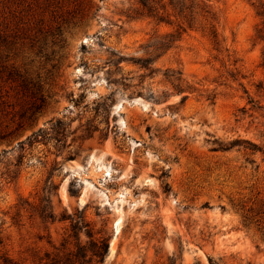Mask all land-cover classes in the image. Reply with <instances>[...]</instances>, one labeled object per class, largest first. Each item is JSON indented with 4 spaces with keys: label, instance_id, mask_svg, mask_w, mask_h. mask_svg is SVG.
<instances>
[{
    "label": "rangeland",
    "instance_id": "rangeland-1",
    "mask_svg": "<svg viewBox=\"0 0 264 264\" xmlns=\"http://www.w3.org/2000/svg\"><path fill=\"white\" fill-rule=\"evenodd\" d=\"M210 4L219 51L189 30L158 52L172 27L136 0H0V255L65 261L78 211L109 241L90 263L264 264L260 18Z\"/></svg>",
    "mask_w": 264,
    "mask_h": 264
},
{
    "label": "trees",
    "instance_id": "trees-1",
    "mask_svg": "<svg viewBox=\"0 0 264 264\" xmlns=\"http://www.w3.org/2000/svg\"><path fill=\"white\" fill-rule=\"evenodd\" d=\"M248 1L251 2L256 15L260 18V22L254 30L253 44L262 43L264 52V0ZM133 12L131 17L148 18L156 25L165 24L172 27L171 30L163 34L155 35L150 45L154 51L164 52L174 47L180 41L182 35L189 30L203 32L208 36L216 50L219 51L221 48V41L218 38L216 29L217 17L212 9L210 0H136ZM119 58L122 59V57ZM144 63L146 64V61ZM145 64L143 65L145 66ZM258 151L261 150L259 149ZM37 213L42 220L50 219L52 222L55 220V214L48 196L40 199ZM66 219L69 220L71 229L68 237L73 238L76 251L69 250L67 243H70V241L63 238L61 246L69 251L66 253L65 261L58 264H94L90 262H103L109 248L108 238H96L94 232L88 228V222L85 221L83 214L78 211L75 213V217L62 215L59 220ZM81 228H84V233L88 237V246L81 244ZM54 263L57 262L52 258L51 261H45L44 264ZM0 264L20 263L1 254ZM170 264H175V260ZM209 264L219 263L213 262L209 258Z\"/></svg>",
    "mask_w": 264,
    "mask_h": 264
}]
</instances>
